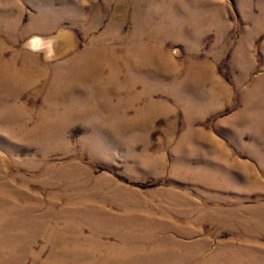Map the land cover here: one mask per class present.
Listing matches in <instances>:
<instances>
[{"label": "rangeland", "instance_id": "obj_1", "mask_svg": "<svg viewBox=\"0 0 264 264\" xmlns=\"http://www.w3.org/2000/svg\"><path fill=\"white\" fill-rule=\"evenodd\" d=\"M0 264H264V0H0Z\"/></svg>", "mask_w": 264, "mask_h": 264}]
</instances>
